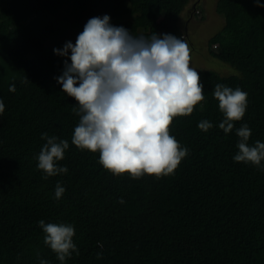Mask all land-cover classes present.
Here are the masks:
<instances>
[{"label": "trees", "instance_id": "16d2710c", "mask_svg": "<svg viewBox=\"0 0 264 264\" xmlns=\"http://www.w3.org/2000/svg\"><path fill=\"white\" fill-rule=\"evenodd\" d=\"M203 3L0 0V264H61L43 243L40 220L74 226L79 255L64 264H264V160L259 167L233 160L242 124L251 129L250 146L264 143V0L216 2L225 24L208 33L209 52L234 72L198 71L204 110L197 105L173 119L170 134L189 154L172 174L117 176L99 163L98 152L73 145L78 102L56 79L66 57L54 49H63L66 37L75 44L89 19L108 15L133 35L171 34L188 43L185 14L205 18ZM216 84L247 93L245 116L228 134L219 128ZM202 120L213 127L200 130ZM44 133L69 141L57 161L68 172L47 180L35 159ZM58 182L65 192L56 200Z\"/></svg>", "mask_w": 264, "mask_h": 264}, {"label": "clouds", "instance_id": "9594fccd", "mask_svg": "<svg viewBox=\"0 0 264 264\" xmlns=\"http://www.w3.org/2000/svg\"><path fill=\"white\" fill-rule=\"evenodd\" d=\"M110 19L108 15L89 19L75 44L68 41L63 49H54L57 55L66 57L57 82L78 102L73 111L79 122L71 142L81 150L98 152L99 163L117 176L129 174L138 179L145 174L157 178L172 174L189 154V149L170 134L173 119L192 114L197 105L204 110V86L198 71L190 66L189 45L171 34L136 36L112 25ZM182 28L188 38V26ZM27 82L28 78L23 81ZM15 90L14 84L10 86L9 91ZM213 95L224 117L219 128L231 133L234 122L245 116L247 93L239 87L216 84ZM4 111L5 104L0 100V115ZM212 127L208 120L198 124L204 132ZM235 131L239 140L233 160L261 166L264 143L257 140L254 146L249 145L252 132L246 123ZM42 139L46 143L35 159L38 170L45 174L43 178L66 174L67 167L58 166L57 161L64 159L69 141L48 133L42 134ZM64 192L58 182L55 199ZM119 203L125 201L121 198ZM39 226L45 234L43 243L61 264L73 252L79 255L72 224L40 220ZM98 246L103 249L101 242ZM102 255V251L97 253V258ZM40 264L49 262L40 259Z\"/></svg>", "mask_w": 264, "mask_h": 264}, {"label": "rangeland", "instance_id": "374dc122", "mask_svg": "<svg viewBox=\"0 0 264 264\" xmlns=\"http://www.w3.org/2000/svg\"><path fill=\"white\" fill-rule=\"evenodd\" d=\"M206 1V2H205ZM218 0H203V5L206 6L207 11L205 12V18L197 16H188L189 10L186 15V19L190 22L188 25V45L190 48L191 62L190 66L196 69L197 71L203 69H215L222 74H230L231 71L234 72V69L224 66V63L218 59L215 61V58H212L207 40L208 33L215 32L225 24L224 17L217 13L216 11V2ZM199 2H197L198 4ZM195 2H192V5L188 6L189 9L194 6ZM208 5V6H207ZM187 24L188 22L185 21ZM69 32V31H68ZM207 33V34H206ZM190 35L192 37L193 43L190 42ZM199 39L198 42L195 39ZM66 39L72 41L73 37H66ZM190 42V43H189Z\"/></svg>", "mask_w": 264, "mask_h": 264}]
</instances>
